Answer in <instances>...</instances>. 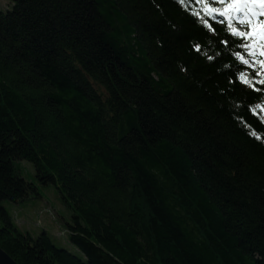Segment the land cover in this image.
<instances>
[{
  "label": "trees",
  "instance_id": "1",
  "mask_svg": "<svg viewBox=\"0 0 264 264\" xmlns=\"http://www.w3.org/2000/svg\"><path fill=\"white\" fill-rule=\"evenodd\" d=\"M21 160L82 256L2 205L37 194ZM0 247L17 264H264V3L0 10Z\"/></svg>",
  "mask_w": 264,
  "mask_h": 264
},
{
  "label": "rangeland",
  "instance_id": "2",
  "mask_svg": "<svg viewBox=\"0 0 264 264\" xmlns=\"http://www.w3.org/2000/svg\"><path fill=\"white\" fill-rule=\"evenodd\" d=\"M252 4L262 6L259 0H248ZM12 0H0V10L9 9ZM19 172L26 179L33 181L37 194H30L18 201L3 199L2 205L22 231L35 236L44 230L50 241L58 246L82 256V253L68 241L66 222L70 219V209L59 199V195L51 183L42 184L36 181L30 162L20 161Z\"/></svg>",
  "mask_w": 264,
  "mask_h": 264
},
{
  "label": "water",
  "instance_id": "3",
  "mask_svg": "<svg viewBox=\"0 0 264 264\" xmlns=\"http://www.w3.org/2000/svg\"><path fill=\"white\" fill-rule=\"evenodd\" d=\"M0 264H17L16 261L0 247Z\"/></svg>",
  "mask_w": 264,
  "mask_h": 264
},
{
  "label": "snow or ice",
  "instance_id": "4",
  "mask_svg": "<svg viewBox=\"0 0 264 264\" xmlns=\"http://www.w3.org/2000/svg\"><path fill=\"white\" fill-rule=\"evenodd\" d=\"M216 2L222 3L223 0H216ZM260 3H264V0H259ZM221 15H223V13H221ZM212 31L214 32L215 29L213 28ZM242 35H244V33H242ZM222 43H224L225 45H227L228 41H222ZM241 47H244L243 44H241ZM197 48L199 49L200 46L198 45ZM237 55H239V53H237ZM209 59H213V57H208ZM244 63H247V61H244ZM242 75V74H241ZM254 134V133H253Z\"/></svg>",
  "mask_w": 264,
  "mask_h": 264
}]
</instances>
